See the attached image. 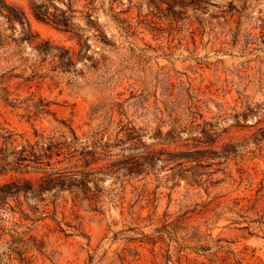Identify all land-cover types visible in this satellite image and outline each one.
<instances>
[{
	"label": "rangeland",
	"instance_id": "374dc122",
	"mask_svg": "<svg viewBox=\"0 0 264 264\" xmlns=\"http://www.w3.org/2000/svg\"><path fill=\"white\" fill-rule=\"evenodd\" d=\"M4 1L0 128L50 148L0 175L50 187L2 213L27 264H264V0Z\"/></svg>",
	"mask_w": 264,
	"mask_h": 264
},
{
	"label": "trees",
	"instance_id": "16d2710c",
	"mask_svg": "<svg viewBox=\"0 0 264 264\" xmlns=\"http://www.w3.org/2000/svg\"><path fill=\"white\" fill-rule=\"evenodd\" d=\"M0 4L7 9L10 21H16L20 25L22 34L25 30L30 32L27 20L22 11L7 5L4 0H0ZM64 53L66 54L64 59L72 64L67 52L64 51ZM58 59L62 60L59 57ZM16 136L17 134L13 131L0 128V175L8 172L17 173L18 175H25L30 172L38 173L39 167L37 166L41 165L42 160L48 157L47 152L50 150L49 146L44 149L41 146L39 147V144L32 145L29 142H26L25 145H19ZM19 137L22 138V136ZM49 189V186H43V184L33 182L31 179L21 177L0 185V223L2 221V213L6 211L12 213L18 212L20 218L29 220L32 224L40 220L39 217L31 218L29 214L21 209L22 203L20 202V197L23 196L25 201L32 199L39 202L43 200V194ZM10 201H14L15 206H11ZM30 210L32 214L38 212L35 206L31 207ZM10 223V228L8 229L0 226V239L5 235L9 236V239L6 241V253L4 256L10 260L11 256L15 255L21 264H27L28 261L23 256L24 252L18 249L22 238L19 237L20 233L16 231L17 223ZM2 260L3 258L0 256V264H3Z\"/></svg>",
	"mask_w": 264,
	"mask_h": 264
}]
</instances>
